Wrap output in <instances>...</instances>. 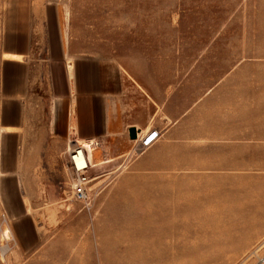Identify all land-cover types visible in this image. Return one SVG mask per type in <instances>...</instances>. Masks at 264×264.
Masks as SVG:
<instances>
[{
	"label": "rangeland",
	"instance_id": "1",
	"mask_svg": "<svg viewBox=\"0 0 264 264\" xmlns=\"http://www.w3.org/2000/svg\"><path fill=\"white\" fill-rule=\"evenodd\" d=\"M51 49L55 62L68 55L123 68L134 88L170 97L173 108L234 68L251 95L264 86V0H0V104L5 70L24 74L6 61ZM7 105L0 264H264V156L248 157L240 173L241 158L207 141L135 153L151 129L135 130L128 150L116 142L96 152L86 206L71 196L67 140L55 141L38 172H21L35 158L5 133L21 113Z\"/></svg>",
	"mask_w": 264,
	"mask_h": 264
},
{
	"label": "crops",
	"instance_id": "2",
	"mask_svg": "<svg viewBox=\"0 0 264 264\" xmlns=\"http://www.w3.org/2000/svg\"><path fill=\"white\" fill-rule=\"evenodd\" d=\"M55 61L53 49L35 53V60L22 55L20 60L6 61L24 71L20 78L5 70L6 94L3 87L0 104L4 109L8 101H15L17 110L21 109L15 125L5 132L19 135L24 141L22 150L27 151L23 155L35 158L34 162L24 161L21 172H32L34 166L38 172L39 161L55 155L51 146L57 139L68 141L67 150L82 142L88 147L98 143L91 152L96 155L116 142L124 143L128 150L135 130L143 133L150 129L157 130L159 136L149 149H180L188 140L207 141L218 146L219 156L241 158L236 169L240 173L248 171V157L264 156V86H251L248 95L247 83H236L247 81L244 70H228L202 95L195 87L190 106L180 109L171 106L170 97L154 100L146 87L137 90L125 69L104 60L67 55ZM124 154L119 150L113 156Z\"/></svg>",
	"mask_w": 264,
	"mask_h": 264
},
{
	"label": "built area",
	"instance_id": "3",
	"mask_svg": "<svg viewBox=\"0 0 264 264\" xmlns=\"http://www.w3.org/2000/svg\"><path fill=\"white\" fill-rule=\"evenodd\" d=\"M140 134H137L139 137ZM159 132L151 130L147 132L134 148L135 153H143L148 150L158 139ZM99 144H92L90 147L84 145H72L68 149V170L71 175L72 198L86 206H89L92 200L89 191L90 179L87 176L92 167V148ZM90 148V149H89Z\"/></svg>",
	"mask_w": 264,
	"mask_h": 264
},
{
	"label": "bare ground",
	"instance_id": "4",
	"mask_svg": "<svg viewBox=\"0 0 264 264\" xmlns=\"http://www.w3.org/2000/svg\"><path fill=\"white\" fill-rule=\"evenodd\" d=\"M82 144H83L84 146H87V147H88V143H82ZM93 153H94V152H93ZM91 155H92V158H91V159L93 160L92 162H94V157H95V155H93V154H91Z\"/></svg>",
	"mask_w": 264,
	"mask_h": 264
}]
</instances>
